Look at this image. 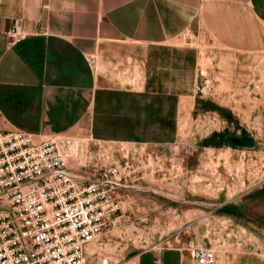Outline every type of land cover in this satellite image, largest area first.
I'll return each mask as SVG.
<instances>
[{"label":"crops","instance_id":"0c3cea01","mask_svg":"<svg viewBox=\"0 0 264 264\" xmlns=\"http://www.w3.org/2000/svg\"><path fill=\"white\" fill-rule=\"evenodd\" d=\"M256 17L254 0H0V131L45 138L86 127L100 141L169 142L187 96L177 105L171 46L197 23L227 46L252 45ZM19 18L28 36L11 44ZM209 109L233 123L230 109ZM226 135L212 133L207 146ZM187 255L164 247L136 264H186Z\"/></svg>","mask_w":264,"mask_h":264},{"label":"rangeland","instance_id":"374dc122","mask_svg":"<svg viewBox=\"0 0 264 264\" xmlns=\"http://www.w3.org/2000/svg\"><path fill=\"white\" fill-rule=\"evenodd\" d=\"M254 3L257 32L252 45L240 39V46H227L205 23H197L171 46L181 92L177 105L187 95L177 108L171 141L106 142L86 127L57 135L78 142L77 150L68 149L84 165L91 158L121 162L124 147L143 172L144 178L122 200L123 212L96 238L92 253L91 244L87 247L90 264L107 258L122 264L149 250L176 246L186 250V264H194L187 250L190 241L211 247L217 264H264V224L254 220L264 206L253 211L264 196V0ZM196 101L209 103L196 107ZM211 103L230 109L233 123L226 125L209 111ZM215 132L250 136L255 144L231 147L222 138L207 146L205 139ZM43 139L33 137L35 142Z\"/></svg>","mask_w":264,"mask_h":264},{"label":"built area","instance_id":"2783aa9c","mask_svg":"<svg viewBox=\"0 0 264 264\" xmlns=\"http://www.w3.org/2000/svg\"><path fill=\"white\" fill-rule=\"evenodd\" d=\"M9 36L11 44L27 38L21 18ZM33 137L0 131V264H90L86 246L123 212L122 200L144 178L140 162L123 147L121 162L84 165L70 154L71 140ZM187 248L194 264H217L211 247L190 241Z\"/></svg>","mask_w":264,"mask_h":264},{"label":"water","instance_id":"95a60500","mask_svg":"<svg viewBox=\"0 0 264 264\" xmlns=\"http://www.w3.org/2000/svg\"><path fill=\"white\" fill-rule=\"evenodd\" d=\"M224 144L231 147H248L252 148L255 144V140L250 136H239L227 134L224 137Z\"/></svg>","mask_w":264,"mask_h":264},{"label":"bare ground","instance_id":"6f19581e","mask_svg":"<svg viewBox=\"0 0 264 264\" xmlns=\"http://www.w3.org/2000/svg\"><path fill=\"white\" fill-rule=\"evenodd\" d=\"M78 142L76 141V142H72V140H71V143H70V145H69V147L74 151V150H77L78 149ZM118 220V219H117ZM97 241V239H94L93 241H91V242H89L88 244H87V246H86V250H87V247L89 246V244H91L90 246H89V251L92 253L93 252V248H92V245L94 244L95 245V242ZM94 254V253H93ZM92 260H94V258H91ZM107 260L108 261H110L109 260V258H107ZM130 262H132L131 264H133V262H135L134 261V259L133 260H131Z\"/></svg>","mask_w":264,"mask_h":264},{"label":"trees","instance_id":"16d2710c","mask_svg":"<svg viewBox=\"0 0 264 264\" xmlns=\"http://www.w3.org/2000/svg\"><path fill=\"white\" fill-rule=\"evenodd\" d=\"M216 110H218V108L216 107L215 108ZM226 119H230V120H233V115L232 114H229V116H225Z\"/></svg>","mask_w":264,"mask_h":264}]
</instances>
